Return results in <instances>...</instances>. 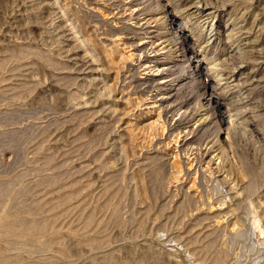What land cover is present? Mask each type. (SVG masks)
<instances>
[{"label": "rangeland", "instance_id": "obj_1", "mask_svg": "<svg viewBox=\"0 0 264 264\" xmlns=\"http://www.w3.org/2000/svg\"><path fill=\"white\" fill-rule=\"evenodd\" d=\"M67 1L68 8H65L63 0H0V184H2L0 188L8 182L5 188L10 189V191L2 189L5 191L1 197L5 195L6 198H3V201L1 198L0 203L5 200L6 206L0 204V207L2 206L0 211L3 210L2 213L6 217L8 215V218L12 215V218H20L22 221L25 220L24 222H28L26 220L28 218L29 221L42 220L46 213L44 209L39 210L41 205L36 199L48 188L46 186L48 181L43 182L45 179L43 176L52 171L55 179L58 180L57 182L53 179V182L68 183L70 187H77L75 195H79V198L86 196L84 199L90 204L100 201L99 196L97 197L101 189L100 180L108 183L114 180L116 182L112 184L114 191L104 202L100 209L102 211L90 215L86 219L85 226L67 224L66 221L56 224V228L61 230L54 229L58 230V234L61 233L59 239H49L48 247L43 248L50 253L44 252L43 246L40 247L41 249L37 247L42 239L39 237L41 235L35 234L34 238L38 239L33 238V242L26 241L20 254L28 255L33 259L46 257L45 255L49 253L47 264H180L181 262L183 264H264V0H227L224 4L217 0H162L152 8L153 10L151 9L154 14L145 8L148 0H141L138 2L140 4L138 7H131L136 9L133 16L136 20L131 19V21L127 17L129 10L126 9L125 0ZM166 9L173 12L177 21L166 25L168 27L166 38L156 41V43L162 42L160 53L167 52L173 56L170 59L172 61L180 59L174 56L177 46L170 37L174 36L177 30L184 32L193 43L196 54L200 56L202 67L207 69L210 82L216 87V93L220 94L222 110L229 111L230 118L232 117L231 124L221 126L219 132V128L213 123L209 126L210 129L203 131L204 133L194 137L191 134V139L194 138L193 141L197 145L192 143L187 146L181 145V141L176 144L177 139L172 141L179 137L181 132L180 136H182L183 130L180 132V129H172L173 127L167 125V128L163 129L164 132L161 130L164 134L160 132L150 134L147 130L142 132L141 119L138 124L139 129L137 125L136 128L138 132L145 134L144 138L137 140L135 153L125 154L119 139L121 133L119 122L112 114L115 109L114 103L118 108L127 104L128 119L133 122L134 116L143 109L141 106L144 105L139 104L154 92L149 85L138 82L142 65L153 64L143 63V59L140 62L138 58L144 54L141 53L140 56L139 51L134 52L132 47L141 30H138V33L121 26L128 22L140 23L142 14L145 13L153 19H161L162 11ZM98 11H101L108 20L104 22L96 17ZM160 22L158 20V23ZM76 23L84 25L92 37L109 51H111L110 40L118 37L126 50L136 53V61L139 64L135 61L133 68L120 64L113 70L115 78L108 87L112 74L107 78L102 71L103 55L99 54L98 49L91 50ZM153 24L155 23H150V26L153 27ZM113 25L117 27L114 28ZM158 29L163 32L162 28ZM169 32L173 34L170 35ZM145 55L150 56L149 51H146ZM255 56L258 58L253 60ZM195 61L196 59L190 58L184 60L182 73H185L189 66L193 68ZM15 75L17 80H21L24 76L22 80L25 85L22 81L15 82ZM18 82L21 83L20 89L24 86V90L18 88ZM182 83L183 86L177 93L180 99L188 100V108H190L188 114H191L188 115V119L195 115L192 116V120L196 118L203 120L205 107L202 108L200 103L204 100L199 102L195 100L201 94L203 81L186 80L185 82L184 80ZM13 86L18 90H12ZM194 110L197 111L195 114ZM198 127L196 131L201 130L203 125ZM225 132L229 137L227 136L225 145V161H227L224 164L231 168H229L232 172L230 177L236 182L229 183L233 186L230 185L232 190L217 180V175L221 172L223 175L225 171L223 168L226 167H221L218 174L210 173L207 165V170L204 169L206 164L204 143L214 141L217 138L215 135L223 140ZM148 135L149 139L148 137L145 139ZM167 139L173 142L171 151L174 153H170L177 166L179 164V167H182L181 160H185L183 158L188 157L186 155L192 159L190 165L193 164V169L190 166L189 172H193H180L177 182L173 180V169L169 167L171 165L166 164L164 158L166 156L162 154ZM206 144L204 148L210 145L206 146ZM180 145L184 146V149ZM197 148L199 153L195 151ZM149 155L152 156L151 159H147ZM155 155L160 160L153 159ZM43 161L46 165L49 162L47 169ZM40 162L43 165H40ZM156 162L160 164L156 165ZM163 163L165 166L162 165ZM138 165L139 167L143 165L141 170L145 168L143 170L145 172L151 167L153 169L154 165L159 166L160 170L164 166L163 171L161 170L163 182L157 183L159 187L161 185L160 190H157L159 187L156 186L153 189V186L148 188L151 190L150 193L158 191L157 204L154 206L153 203L154 207L148 210H143L142 207L147 202H141L137 198L130 175ZM58 171L64 175L63 179L67 177V181L63 182ZM67 174L71 176L68 177ZM57 176H60L59 179ZM39 178L43 179L42 182ZM29 179L31 183H28ZM192 181L194 183H191ZM35 182L37 186L35 184L34 187ZM171 183L174 185H170ZM190 184L195 186L193 189L198 190H195L197 200L183 207L181 205L178 209L181 201L189 193ZM91 188L93 192H90ZM7 190L10 193L5 194ZM230 191L239 193L238 201L233 205L234 215L230 212L229 204L226 203ZM34 193H37V196ZM35 202L38 204L34 205ZM206 203L209 206L219 204L221 214L214 215L219 217L200 214V211L206 208ZM158 205L160 206L157 207ZM112 207H116L117 219L110 215ZM193 218L196 222L192 220ZM215 219H221L222 225L216 230L212 229ZM234 225L237 227V232L230 231ZM97 234L100 238L104 237L103 244L96 243V236L97 239L99 238ZM93 239L95 241L92 242ZM191 240L194 241L192 245ZM187 242L190 243L189 246ZM199 246L202 250L200 253ZM207 246H210L209 250ZM215 252H220L218 259L221 261L218 259L212 261Z\"/></svg>", "mask_w": 264, "mask_h": 264}, {"label": "bare ground", "instance_id": "obj_2", "mask_svg": "<svg viewBox=\"0 0 264 264\" xmlns=\"http://www.w3.org/2000/svg\"><path fill=\"white\" fill-rule=\"evenodd\" d=\"M67 0H63V4L65 6V8L69 7L68 5V1L66 2ZM106 1V0H105ZM120 1V0H119ZM139 1L141 0H125L126 3V9L129 10V13L127 14V17L128 19H135L134 16V12L136 11L135 8H132L131 7H134V6H139L140 4L138 3ZM162 2V0H148L147 4L145 5L147 8V10H150L156 5L157 6V3L158 2ZM218 2H221V4H224L227 0H217ZM168 3V2H167ZM163 4V3H162ZM104 6V5H103ZM120 6V5H119ZM152 6V7H151ZM163 6V5H162ZM162 6L160 9H162ZM219 7V5H218ZM212 8V7H211ZM139 9V8H138ZM142 9V8H141ZM140 9V10H141ZM144 9V8H143ZM164 9V8H163ZM103 10V9H102ZM146 10V9H145ZM153 10V9H152ZM97 11V10H95ZM162 11V10H161ZM93 12V11H92ZM99 12V11H98ZM138 12V11H137ZM136 12V13H137ZM154 12V11H153ZM152 12V13H153ZM162 18L161 19H157V18H151L150 16L146 15L145 14H142V18L140 19V23H125V25L121 26V27H124L129 30H135V31H140L142 32V35L141 32L140 34L138 35L137 38V41H134L135 44L132 45V47H134V52L136 51H139L140 53V56H141V53L144 54V56L142 57H139L138 60H142L143 63L144 62H151L153 63L151 66L150 63L148 64V66H144L142 65V70L141 72L139 73L140 76L138 77V82H140L141 84H146V85H149L151 88H153V94H150L149 98H146L143 102H141V104L139 105H144V106H141L143 107L140 108L142 109L141 111L138 110L139 113L136 114V112H134L136 115L134 116L135 117V121H131L128 119V110L126 109H129L127 108V104H124L121 108H118V105H116L114 103V111L112 112V114L115 116V118H117V122H119V127H120V132L119 133V139H120V144H121V147H122V150L124 151L125 154L127 153H135V149H136V145H137V140L140 138H142L144 135L142 134L143 131H149L150 134L153 133V134H156V132H160L161 133V130L162 132L163 129L169 125L171 127H173L172 129H180V132L181 130H183V135H181L180 132H177L178 134L180 133L179 137H176L174 140L172 139V141H175V143H179V141L182 142L181 145H187V146H190L189 144H192L194 143L195 141H193V139H191L192 137L196 136L197 134H201V133H204L203 131H207V129L209 128L210 125H213L216 124L217 127L219 128V132L221 131V126H228L229 124H231V118H230V115H229V111H223L222 110V103H221V100H220V94H217L216 93V87L214 85L211 84L210 82V79L208 77V71L206 68H203L202 65H201V59H200V56H198L196 54V51L194 49V45L193 43L190 41V38L188 36H186L184 34V32L180 31V30H177L175 33H174V36L172 35L173 33L172 32H169L170 35H172L170 38L173 40V42H175V45L177 46L176 47V55L174 56H177L180 57V59H176V61H172L170 59L173 58V56H170V54H168L167 52H162L160 53V49H162V47L160 48L161 43H156V41H160V39L162 38H166L167 35H165L167 32H168V27H166V25H171L173 23H175L177 21V18L174 16L173 12H169L167 9L162 11ZM95 13V12H94ZM148 13V12H147ZM156 13V11H155ZM125 14V13H124ZM140 14V15H141ZM150 14V13H149ZM154 14V13H153ZM151 14V16L153 15ZM158 14V13H157ZM210 14V13H209ZM126 15V14H125ZM124 15V16H125ZM96 16V15H95ZM96 17H99V19H101L102 21H107L108 18L103 15V13L101 14V11L99 13H97V16ZM136 20V19H135ZM134 20V21H135ZM158 20H160L161 22L158 23ZM120 22V21H119ZM127 22V21H126ZM155 23L153 24L154 26L151 27L150 26V23ZM116 24V23H115ZM77 25V28L80 29V31L83 33V35L85 36V40L89 43L90 45V48L91 50H99V54H102L103 55V59L101 60V66H102V71L105 72L106 74V77L109 78L110 74H112V79L110 80V84L108 85V87L111 86L114 78H115V72L113 70L117 69L118 66L120 64H122L123 66L124 65H128L127 67L128 68H133L132 66L134 65V62L136 61V56L133 52H131L132 50H126L124 48V45L122 46V41L120 43L119 41V38L118 37H115L113 40L111 39L110 41V46H111V51L107 50L106 48H104L96 39H94L92 37V34L90 32H88L85 28L84 25H82L81 23H76ZM118 25V24H117ZM164 25V26H163ZM114 26V25H113ZM147 26V27H145ZM159 26V27H158ZM183 28H185L184 25H182ZM189 26V25H188ZM117 27V26H114V28ZM158 28H162L163 29V32L159 31ZM121 29V28H120ZM138 31V33H139ZM145 31V32H144ZM133 34V33H132ZM176 35V36H175ZM120 37V36H119ZM169 38V37H168ZM167 38V39H168ZM169 38V39H170ZM168 39V40H169ZM171 40V41H172ZM178 41V42H177ZM177 42V43H176ZM126 43V42H124ZM163 46V45H162ZM109 49V48H108ZM165 49V48H164ZM28 50V49H27ZM26 50V51H27ZM146 51H149V54L150 56H146L145 55V52ZM170 52V51H169ZM255 52V51H254ZM23 53V52H22ZM152 53V55H151ZM252 53V51L250 52ZM256 53V52H255ZM138 54V53H137ZM148 54V53H147ZM161 54V56H160ZM33 55V54H32ZM44 55V54H43ZM139 55V54H138ZM254 55V54H253ZM251 55V56H253ZM159 56V57H158ZM250 56V58H251ZM41 57V56H40ZM39 57V58H40ZM196 59V63L195 65H193V68H191L190 66L188 67V70L185 72V73H182L184 72L182 69V63L184 60L186 59ZM249 58V59H250ZM258 57L255 56V58H252L253 60L256 59ZM252 59H250L252 61ZM233 60V59H232ZM140 61V62H142ZM138 63V61H136ZM2 64V63H1ZM5 64V63H4ZM139 64V63H138ZM147 65V64H146ZM4 66V65H3ZM20 66V65H19ZM144 66V67H143ZM2 67V66H1ZM52 68V66H51ZM141 69V67H140ZM18 73V72H17ZM21 73V72H20ZM16 74V73H15ZM178 76H175L177 75ZM14 76V75H13ZM11 77V76H10ZM19 77V76H17ZM15 78H16V75H15ZM14 78V79H15ZM24 78V76H23ZM22 78V79H23ZM184 78V79H183ZM7 79V78H6ZM5 79V80H6ZM11 79V78H10ZM15 80V82L17 81H22V83L24 82L23 80ZM178 79H181L180 81H177ZM4 80V81H5ZM186 82V80H189V82L191 80H194L197 82H199L200 80L203 81V84L201 86V94L200 96L197 98H195L196 101H203L201 102V106L202 108L205 107L204 112H203V115L205 116V118L203 120H200V119H197L196 120H192V116L190 119H188V113H189V109L188 108V100L186 99H180V96H178L179 93L178 92V89L183 86V83L182 82ZM14 82V81H12ZM11 82V83H12ZM18 82V84H19ZM255 82V81H254ZM7 83V82H6ZM9 84V83H8ZM13 84V83H12ZM16 85H18L17 83H14ZM186 84V83H185ZM192 84V83H191ZM21 83L19 84L18 88L20 89V86ZM23 85H25L23 83ZM22 85V86H23ZM6 86V84H5ZM4 86V87H5ZM185 86V85H184ZM241 86V85H240ZM258 86V85H257ZM27 87V86H26ZM10 89L12 87H9ZM15 88H17L15 86ZM17 89H14V86L12 88V90H18ZM24 86L22 87V89L24 90ZM147 88V87H146ZM196 88V87H195ZM200 90V87H198ZM262 88V87H261ZM3 89V88H2ZM20 89V90H22ZM9 90V89H7ZM260 90V89H259ZM2 91V90H1ZM6 91V90H5ZM180 91V90H179ZM4 92V90H3ZM198 92V91H196ZM145 93V92H144ZM5 94V92H4ZM222 95V94H221ZM193 100V98H192ZM117 102V101H116ZM190 102V101H189ZM191 103V102H190ZM196 104V103H195ZM140 107V106H139ZM190 107V106H189ZM200 108V107H198ZM193 109V108H192ZM131 111V110H129ZM195 111L194 110V114H195ZM93 113V112H92ZM193 113V112H192ZM132 112H131V116H132ZM252 114V113H251ZM142 116V117H139ZM191 115V114H190ZM189 115V116H190ZM197 115V114H196ZM250 115V114H249ZM177 116V117H176ZM195 116V115H194ZM193 116V117H194ZM175 117V119H174ZM257 118V117H256ZM263 118V117H262ZM133 119V117L131 118ZM142 119V122L141 123V127L143 128H140V132H138L137 130L139 129L138 127V124L139 122L141 121ZM135 122V123H134ZM204 122V123H203ZM259 122V121H258ZM203 125V127L201 128V130L199 131H196L197 127L199 125ZM136 125H137V128H136ZM168 126V127H169ZM169 127V128H171ZM216 127V126H214ZM167 128V127H166ZM199 128V127H198ZM223 128V127H222ZM203 129V130H202ZM210 129V128H209ZM171 131V130H170ZM179 131V130H178ZM230 131V130H229ZM148 132V133H149ZM213 132H216V131H213ZM218 132V131H217ZM176 133V132H175ZM207 133V132H206ZM161 134H164V133H161ZM193 135L192 137L190 135ZM231 134V133H230ZM218 135V134H217ZM187 136H190L189 138ZM227 132H225V138H223V140L219 137V136H216L217 138H215L214 141H208L207 144H210L207 148H204V145L206 143H204L203 145V149L206 153V164L204 166V169L206 168V165H207V168L208 170H210V173H219L221 167H226V165L224 164L226 161H225V149H226V144H227ZM231 136V135H230ZM147 139H149V135L148 136H145ZM229 137V136H228ZM263 137V136H262ZM144 138V137H143ZM142 138V139H143ZM202 138V137H201ZM205 138V137H204ZM264 138V137H263ZM141 139V140H142ZM144 139V140H145ZM181 139V140H180ZM199 139V138H198ZM261 139V138H260ZM143 140V141H144ZM168 140V139H167ZM200 140V139H199ZM198 140V141H199ZM207 140V139H206ZM172 141L168 140L164 147V150L162 152L163 155H165L166 157H164L162 154V156L165 158L166 160V164H169L171 166L169 167H172V171L174 173V177H173V180L174 181H178V175L180 172H183L185 171V173H188L189 172V168L191 166L192 168V165H190V160H192L191 158H189V155H186L188 157H184L183 159L185 160H181V166L182 167H179V164L177 166L176 164V161H174L171 157V155L174 153V151L172 152ZM196 141V142H198ZM206 142V141H205ZM144 143V142H143ZM200 143V142H199ZM263 143V142H262ZM195 144V143H194ZM193 144V145H194ZM206 144V146H207ZM143 145V144H142ZM180 145V146H181ZM197 145V144H195ZM177 146V145H176ZM175 146V147H176ZM186 146V147H187ZM192 146V145H191ZM174 147V148H175ZM182 149H184V146H181ZM181 147L180 150H181ZM196 147V146H195ZM199 147V146H198ZM162 148V147H161ZM173 148V149H174ZM177 148V147H176ZM193 149V148H191ZM162 150V149H161ZM160 150V151H161ZM177 150V149H175ZM188 150V149H187ZM186 150V151H187ZM198 152V148L197 150H195ZM172 152V154L170 153ZM180 152V151H179ZM200 152V151H199ZM198 152V153H199ZM156 153V152H155ZM159 154V152H157ZM161 153V152H160ZM193 153V152H192ZM176 154V153H175ZM202 154V153H200ZM46 155V154H45ZM157 155V154H156ZM153 157V159L157 158L159 159V157ZM182 155V154H181ZM44 156V154H43ZM47 156V155H46ZM45 156V157H46ZM152 156H153V152H152ZM152 156L149 155V157H147V159H151ZM160 156V155H159ZM161 156V157H162ZM200 156V155H199ZM43 157V158H45ZM176 157V156H174ZM203 157V156H202ZM37 158V157H36ZM146 158V156H145ZM162 158V159H164ZM193 158V156H192ZM199 158V157H198ZM201 158V156H200ZM35 159V158H34ZM47 159V157L44 159V161ZM50 159V158H49ZM48 159V161H49ZM144 159V158H143ZM182 159V158H181ZM195 159V158H194ZM197 159V158H196ZM205 159V158H204ZM40 160L42 161L43 159H41V156H40ZM160 160V159H159ZM198 160V159H197ZM36 161V160H35ZM33 161V162H35ZM39 161V159H38ZM43 161V164H45V162ZM47 161V162H48ZM141 161V160H140ZM145 161V160H144ZM144 161H142L144 163ZM150 161V160H149ZM152 161V160H151ZM157 161V160H156ZM37 162V161H36ZM35 162V163H36ZM168 162V163H167ZM180 162V161H179ZM192 162V161H191ZM194 162V161H193ZM204 162V161H203ZM38 163V162H37ZM41 163V162H40ZM39 163V164H40ZM49 163V162H48ZM47 163V165H48ZM141 163V162H140ZM138 163V164H140ZM162 163V162H161ZM165 163V161H164ZM164 163L162 165H164ZM197 163V162H196ZM42 163L40 165H43ZM142 164V163H141ZM157 164H160L159 162H156V165ZM227 164V163H226ZM46 165V164H45ZM42 166V167H45L47 169V166ZM53 165V164H52ZM55 165V163H54ZM53 165V166H54ZM136 165V164H135ZM146 165H148L146 163ZM154 165L155 167L152 169V167L150 169H148L147 172L141 170V168H143L144 166L141 165L139 167H136L135 170H133L130 175H131V178L134 182V189H136V195H137V198L142 202V201H146L147 203H145L146 205L144 206L143 205V210H148L150 207H154L156 204H157V192L155 193H150L149 191L151 190H148V188H150L151 186L152 189L156 186V187H159L157 185V183H161V178L163 177V173L161 174V170L162 168L165 166H162L160 165L161 167V170L159 169V166H156ZM228 165V164H227ZM230 165V163H229ZM52 167V166H51ZM49 167V168H51ZM55 167V166H54ZM53 167V168H54ZM146 167V166H145ZM228 167V168H227ZM226 168H223L225 169V171H223V175L222 172L220 175H217V180L218 182L223 183L225 184L226 186H229L228 188H230V185L232 186V184H229L230 182L233 184L236 183L234 180H232V172H230V167L227 166ZM44 168V169H45ZM57 168V166L55 167ZM147 168V167H146ZM201 168V167H200ZM207 168L205 170H207ZM230 168V169H229ZM41 169V168H40ZM52 169V168H51ZM59 169V168H58ZM65 169V168H64ZM193 169V168H192ZM85 170V167L84 169ZM150 170V171H149ZM43 171V170H42ZM49 171V170H48ZM163 171V170H162ZM53 172V171H52ZM50 173L49 174H46L45 173L43 176L45 179L43 182L45 181H48L46 182V186H48L47 190H45L46 192L44 193H40V192H37V193H40V197L37 200H39L40 202V205L39 206V210L40 209H44V212L46 213L44 218H40L42 220L39 221V219H36L35 221L31 220L30 221L28 219H26L28 222H24L25 220H20L19 219H16V218H12V215L10 218H8V215L7 217L5 216V214L2 213L3 210L0 211V264H47L48 261H49V257H50V251L48 250H44L46 249L47 246V243L49 241V239H54V240H58L59 239V235L61 234H58V230L61 231L60 229L56 228V224L61 222V221H66L67 224H75L77 226H85L86 225V219L90 217V215H92L93 213L95 214V212L99 213L101 207H103V204L105 201H107V199L109 198V195L111 193H113L114 190H112V184H115L114 182H116V180H114L113 182L111 181V183L109 184L107 181H104V180H100L102 182H100V191H99V195H97V197L99 196V200L98 202L96 203H93V204H90L86 199V196L83 198H79L77 195H75L76 193V188L74 187H70L68 186V183L66 184H57L56 182H53L52 180L55 179L54 177V174L53 173ZM59 172V171H58ZM57 172V173H58ZM65 172L67 173V171L65 170ZM81 172V171H80ZM193 172V171H192ZM192 172H189V173H192ZM231 174H230V173ZM42 173V172H41ZM61 172H59L58 175H61L60 174ZM65 173V174H66ZM79 173V171H78ZM195 173V171H194ZM209 173V171H208ZM40 174V173H39ZM80 174V173H79ZM125 174V173H124ZM184 174V173H183ZM230 174V175H229ZM70 175V174H69ZM69 175L67 174V176L69 177ZM162 175V176H161ZM191 175V174H190ZM189 175V176H190ZM56 176V175H55ZM62 176L64 175H61V178ZM71 176V175H70ZM187 176V175H186ZM213 176V175H212ZM215 176V175H214ZM231 176V177H230ZM58 177V176H57ZM60 177V176H59ZM58 177V179H59ZM66 177V176H65ZM64 177V178H65ZM113 177V176H112ZM122 178V177H121ZM216 178V177H215ZM236 178V177H234ZM40 179V178H39ZM38 179V180H39ZM63 179V178H62ZM69 179V178H68ZM109 179V178H107ZM163 179V178H162ZM10 180V179H9ZM37 180V182H38ZM41 180V179H40ZM43 180V179H42ZM41 180V182H42ZM57 182L58 180L55 179ZM106 180V179H105ZM111 180V179H110ZM191 180V179H190ZM193 180V178H192ZM195 180V179H194ZM216 180V179H215ZM31 180L29 179V182L28 183H31L30 182ZM62 182V180H60ZM67 181V177L66 179H63V182ZM70 181V180H69ZM68 181V182H69ZM109 181V180H108ZM176 181V182H177ZM9 182H13V181H9ZM37 182L34 183V187H35V184L37 186ZM163 182V181H162ZM173 182V181H172ZM4 183V181H3ZM8 183V182H7ZM7 183L5 182V186L7 185ZM39 183V182H38ZM49 183V184H48ZM70 183V182H69ZM71 183H72V180H71ZM70 183V184H71ZM87 183V182H85ZM191 183H194L193 181ZM33 184V182H32ZM173 183H171L170 185H172ZM2 184H0L1 186ZM13 185V184H12ZM26 185H29V184H26ZM174 185V184H173ZM176 185V184H175ZM5 186L3 188H5ZM11 186V185H10ZM32 186V185H31ZM30 186V187H31ZM163 186V185H162ZM188 189H189V193L188 195L186 194V196L184 197V200L181 201L180 203V207L178 209L181 208V205L182 207L185 206L186 204L192 202V201H195L197 200L196 197H197V193L195 190L197 189H193V187H195L194 185L190 184L188 185ZM32 187V188H34ZM161 187V185H160ZM160 187L157 188V190L159 189L160 190ZM233 187V186H232ZM3 188H0V201H1V194L4 193V191L2 190ZM30 188V189H32ZM163 188V187H162ZM162 188H161V192H162ZM168 188V187H167ZM166 188V189H167ZM5 189H8L7 187ZM29 189V190H30ZM97 189V188H96ZM114 189V188H113ZM232 190V188H230ZM234 189V188H233ZM10 191V189H8ZM8 190L6 191L5 194H7ZM14 190V189H12ZM34 190V189H33ZM76 190V191H75ZM93 189L91 188L90 189V192L92 191ZM240 190V189H239ZM32 191V190H31ZM39 191V190H38ZM94 191V190H93ZM92 191V192H93ZM156 191V190H155ZM172 191V189H171ZM198 191V190H197ZM229 191V190H228ZM160 192V193H161ZM166 192V191H165ZM10 193V192H8ZM18 193V192H17ZM29 193V192H27ZM37 193L35 194L37 196ZM159 193V194H160ZM169 193V192H168ZM238 192L236 191H230L228 193V198H227V202L228 203L227 205L230 206V212L234 215V212H233V205H235L236 201H238V195L239 193L237 194ZM166 194V193H165ZM170 194V193H169ZM9 195V194H8ZM24 195V194H23ZM33 195V193H32ZM3 198L5 199L6 196L5 195H2ZM5 196V197H4ZM26 196V194H25ZM31 196V195H30ZM77 196V197H76ZM84 196V195H83ZM200 196V194L198 195ZM8 197V196H7ZM12 197V196H11ZM17 197V195L15 196ZM22 197V196H21ZM3 198H2V201H3ZM24 198V197H23ZM159 198H160V195H159ZM98 199V198H97ZM199 199V197H198ZM35 200V199H34ZM150 200V202H149ZM200 200V199H199ZM198 200V201H199ZM7 201V200H6ZM13 201V200H12ZM35 202L34 205H37L38 203ZM200 202V201H199ZM198 202V203H199ZM5 203V200L4 202H2V204L4 205ZM13 203V202H12ZM37 203V204H36ZM153 203H154V206H153ZM194 203V202H193ZM196 203V202H195ZM209 203V202H208ZM1 204V203H0ZM1 204V205H2ZM6 204V203H5ZM16 204V202H15ZM19 204V203H18ZM32 204V203H31ZM143 204V203H142ZM160 204H161V201H160ZM2 205V206H3ZM20 205V204H19ZM22 205V204H21ZM152 205V206H151ZM204 205V203H203ZM207 205V203H206ZM205 205V206H206ZM2 206L0 207V209H2ZM6 206V205H4ZM15 206V205H14ZM13 206V207H14ZM30 206V205H29ZM160 205H158L157 207H159ZM161 206H163L161 204ZM208 206V207H207ZM206 208L202 211H200V214L202 215H205V216H211V215H215V214H221L220 212V207H219V204L218 206H213V205H207ZM21 207V206H20ZM19 207V208H20ZM42 207V208H41ZM178 207V206H177ZM232 207V208H231ZM16 208V207H15ZM36 208V207H35ZM161 208V207H160ZM203 208V207H202ZM11 209V208H10ZM27 209V208H26ZM103 209V208H102ZM176 210V208H174ZM199 210L201 208H198ZM9 210V208H8ZM17 210V209H16ZM22 210V208H21ZM15 211V210H13ZM18 211V210H17ZM25 211V210H24ZM38 211V210H37ZM102 211V210H101ZM100 211V212H101ZM174 211V210H173ZM195 211V210H194ZM197 211V209H196ZM43 212V213H44ZM175 212V211H174ZM12 213V212H11ZM18 213V212H16ZM21 213V212H20ZM116 207H112L111 210H110V215L111 217H116L118 215H116ZM198 213V212H197ZM6 214H7V209H6ZM14 214V213H13ZM172 214V212H171ZM170 214V216H171ZM176 214V213H175ZM199 214V215H200ZM231 214V215H232ZM10 215V214H9ZM22 216V215H21ZM195 216V215H194ZM198 216V215H197ZM212 216V217H213ZM217 217H219L218 215H216ZM214 216V217H216ZM30 217V216H29ZM191 216H189L190 218ZM196 217V216H195ZM204 217V216H203ZM202 217V218H203ZM213 217V218H214ZM31 218V217H30ZM197 218V217H196ZM200 218H201V215H200ZM206 218V217H205ZM34 219V218H33ZM117 219V217H116ZM177 219V218H176ZM199 219V218H197ZM192 220H195L194 218ZM221 219L219 220H216L213 222V228L212 229H217L219 227H221L222 225L220 224ZM192 222V221H190ZM194 222V221H193ZM196 222V220H195ZM49 229L51 231H49ZM54 229H58L57 231L54 230ZM237 229V227L234 225L230 231L231 232H235ZM211 231V230H210ZM208 231V233L210 232ZM238 231V230H237ZM236 231V232H237ZM212 232V231H211ZM214 232V231H213ZM205 233V232H204ZM203 233V234H204ZM38 234L41 235L39 237H41V241L39 244H37V247H42L43 251L45 252H49L47 253L45 256L46 257H40V258H30L27 254V256H23L22 253L20 254V252L23 251L24 247H25V243L26 241H32L33 242V238H34V235ZM47 234H49L47 236ZM52 234V235H51ZM98 235V234H97ZM195 235V234H194ZM205 235V234H204ZM235 235V234H234ZM62 236V235H61ZM99 236V235H98ZM192 236V235H191ZM189 236V237H191ZM211 236V235H210ZM202 237V236H201ZM200 237V238H201ZM206 237H208V234L206 235ZM206 237H203L206 238ZM187 238V237H186ZM195 238V237H194ZM35 239V238H34ZM38 239V238H36ZM35 239V240H36ZM102 239H104V237L99 238L97 239V236H96V243L100 244L102 242H104ZM193 239V238H191ZM208 240V239H207ZM92 242L95 241V239L91 240ZM196 241V240H195ZM200 241V240H199ZM186 242V240H185ZM191 245L194 244L191 240ZM188 243V242H187ZM209 243V242H208ZM103 244V243H102ZM190 243H188V246H189ZM205 244V242H204ZM211 244V243H210ZM214 244V243H213ZM96 245V244H95ZM208 245V244H207ZM203 246V245H202ZM36 248V246H34ZM210 247V246H209ZM209 247L207 246L208 250H209ZM197 248V247H196ZM200 246H199V250H200ZM212 248V247H211ZM41 249V248H40ZM194 249V248H193ZM203 249V248H202ZM214 249V248H213ZM28 250V249H27ZM26 250V251H27ZM217 250V249H216ZM219 250V249H218ZM217 250V251H218ZM24 251V252H26ZM202 250L199 251V253L201 252ZM205 251V250H204ZM215 251V250H214ZM30 252V251H29ZM29 252H27L29 254ZM109 252V251H108ZM198 252V251H197ZM212 252V251H211ZM197 253V256L198 254ZM205 253H208L205 251ZM224 253V252H223ZM203 254V253H202ZM201 254V256H202ZM213 254V253H211ZM219 253H214L212 255V258L213 260L212 261H215L219 258ZM225 254V253H224ZM92 255V254H91ZM186 255V254H184ZM204 255V254H203ZM210 255V254H209ZM208 255V257H210ZM187 256V255H186ZM185 256V257H186ZM205 256V255H204ZM225 256V255H224ZM178 256H176L177 258ZM222 257V256H221ZM182 258V257H181ZM180 258V259H181ZM187 258V257H186ZM204 258V257H203ZM211 258V259H212ZM222 259V258H221ZM180 261V260H179ZM177 261V262H179ZM218 261H221L218 259ZM217 261V262H218ZM175 262V261H174ZM175 262V263H177ZM181 262V261H180ZM182 263V262H181ZM180 263V264H181ZM215 263V262H214ZM219 263V262H218ZM183 264V263H182ZM216 264V263H215Z\"/></svg>", "mask_w": 264, "mask_h": 264}]
</instances>
